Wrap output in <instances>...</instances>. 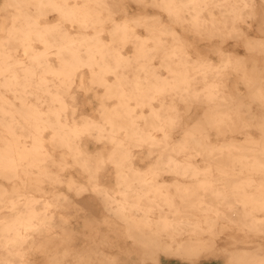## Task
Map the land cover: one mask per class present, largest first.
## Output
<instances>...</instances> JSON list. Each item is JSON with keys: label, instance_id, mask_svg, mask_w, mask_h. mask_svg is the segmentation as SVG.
<instances>
[{"label": "bare ground", "instance_id": "1", "mask_svg": "<svg viewBox=\"0 0 264 264\" xmlns=\"http://www.w3.org/2000/svg\"><path fill=\"white\" fill-rule=\"evenodd\" d=\"M125 1H0V264L34 254L68 264V192L98 199L126 239L149 247L140 262L174 246L191 259L209 240L215 251L251 247L230 264H264V114L245 116L242 104L264 103V29L250 24H264V10L256 0H130L160 11L130 15ZM189 33L220 43L202 51ZM90 92L97 106L82 112ZM194 106L203 111L188 123ZM239 133L244 143L226 137Z\"/></svg>", "mask_w": 264, "mask_h": 264}, {"label": "rangeland", "instance_id": "2", "mask_svg": "<svg viewBox=\"0 0 264 264\" xmlns=\"http://www.w3.org/2000/svg\"><path fill=\"white\" fill-rule=\"evenodd\" d=\"M1 1V0H0ZM258 2V11L263 12L264 6L261 4L259 0H256ZM125 8L128 10L129 14H135L138 12L141 13H148V14H159L160 11L156 8H153L148 3L144 6H140L130 0H126L124 2ZM118 9V8H117ZM260 15V14H259ZM163 18V21H167V17L165 15H161ZM122 13L117 11L115 14V18L121 19ZM51 19H54V15H50ZM261 16L258 17L256 21L250 22V24L253 25L254 32L258 33L260 30V27L264 24L261 21ZM243 28L245 30H248V32L252 33L251 30H249V26L242 24ZM179 29V28H178ZM180 30V29H179ZM141 34H144L143 29L138 30ZM260 34H264L263 31H261ZM188 38L191 41H194L196 46L201 49L202 51H205L210 46H213L214 44L220 43V39L213 38L208 39L205 37H199L195 36L193 33H189ZM264 37V36H262ZM234 44V40H228L227 43L224 45V48L226 46H230ZM241 53H244L242 48H239ZM130 51V48L127 49V52ZM245 54V53H244ZM208 55L211 58L217 59V55L213 53H208ZM19 57H22L21 54L18 53ZM256 58L259 60L263 59L262 54H256ZM231 79H234V76L231 77ZM240 89L242 92H245V88L243 85H240ZM100 91V90H99ZM243 95V98H248L247 92H245ZM82 101L84 102V106L82 109V112L86 113H92L94 112L97 102L95 98V94L93 92L88 93L87 95L82 97ZM248 100H243L242 104L247 105L249 104V108L246 110V115L249 116V112L252 113L257 118H262L264 114V103L263 102H249ZM236 103V105H238ZM193 109L190 110L189 116H185L184 120L188 123H191L195 120V115H200L203 111L202 107H192ZM88 111H87V110ZM257 121H260L257 120ZM246 131V128L244 129ZM247 130L250 131V135L247 137H252L256 139H261V131L257 128H251L250 126L247 127ZM243 131V132H245ZM177 135V136H176ZM175 137H178L179 134H175ZM234 137L240 141V143H244L245 140L243 138L245 137L242 134H227L226 137ZM212 143L213 145L219 144L218 140H216L217 136L212 134ZM242 139V140H241ZM259 141V140H258ZM93 146V145H91ZM99 147V146H98ZM196 162L202 166V160L201 158L197 157ZM108 174L107 180L108 182H111V169H107ZM69 173L77 177L78 179L82 180V177L80 173H78L76 170H71ZM67 173V174H69ZM165 179H170V177L165 176ZM58 190L65 191L64 186L58 187ZM69 196L72 197V199L75 202L74 207H70L69 209H66V213H69L70 221L68 222L67 232L72 238L71 246L73 247V251L68 253L67 257V263L68 264H77L79 256H86L90 255L92 257V263L91 264H106L104 261L103 255L105 254H111L115 256L116 261L114 264H230L231 257L233 255L232 252L234 250H240V249H251L246 244H240L236 246V248L231 246H226L224 250H218L215 251L213 248H209V240L207 241L208 244L204 246L202 249H199L194 255L191 256V259L185 258L181 255H174L173 250L175 249V246L171 248V252L164 253L160 252L159 249L155 256V261L147 259L144 262H140V258L143 254L150 255L151 249L149 247L141 246L135 242H133L131 239H126V237L123 235V226L120 224V222L116 219H112L110 216L106 215L105 212L102 210L101 202L98 199H91L89 194L83 195L82 197H76L72 192H68ZM87 198V199H86ZM77 199V200H76ZM90 201V202H89ZM234 202V200H231ZM77 202V203H76ZM88 202V203H87ZM90 204V205H89ZM99 206V207H98ZM90 207V208H89ZM99 213L98 217H95L94 214ZM212 215V214H210ZM195 218H200L201 216L199 214L194 215ZM105 217V218H103ZM112 222L111 226H108L107 223ZM115 224V225H114ZM185 232V239L187 238ZM237 237V236H236ZM241 238V236H239ZM243 237V236H242ZM183 238V237H182ZM180 237V239H182ZM179 238H175V240H178ZM164 241L167 240V237L163 238ZM225 241V237L223 236L221 240L219 241L221 244ZM55 251H58V254L62 252V248H58ZM33 263L32 264H45V259L39 255L34 254L33 257Z\"/></svg>", "mask_w": 264, "mask_h": 264}, {"label": "clouds", "instance_id": "3", "mask_svg": "<svg viewBox=\"0 0 264 264\" xmlns=\"http://www.w3.org/2000/svg\"><path fill=\"white\" fill-rule=\"evenodd\" d=\"M54 75H55V74H54ZM61 103H62V102H61ZM63 110H65V109H64L63 106H62L61 111H63ZM54 115H56V117H57V123H59V116H60V113L57 112V113H54ZM109 123H111V121H109ZM98 130L101 132V134H103V129H102V128H101V129H98ZM61 131H63V126H61ZM84 131H87V129H85ZM75 134H78V133H75ZM57 135H59V133H57ZM109 135L113 137V142H115V139H114L115 134H114V133H110ZM64 138L66 139V136H65ZM33 151H34V153H35V155H36L37 157L40 156V154H41V149H38V148H37V149H34ZM31 166H35V165H31Z\"/></svg>", "mask_w": 264, "mask_h": 264}]
</instances>
